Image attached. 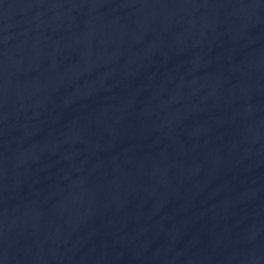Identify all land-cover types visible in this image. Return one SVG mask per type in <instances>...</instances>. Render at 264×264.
<instances>
[{
    "label": "water",
    "instance_id": "95a60500",
    "mask_svg": "<svg viewBox=\"0 0 264 264\" xmlns=\"http://www.w3.org/2000/svg\"><path fill=\"white\" fill-rule=\"evenodd\" d=\"M0 264H264V0H0Z\"/></svg>",
    "mask_w": 264,
    "mask_h": 264
}]
</instances>
